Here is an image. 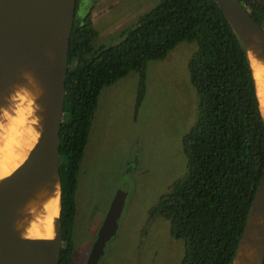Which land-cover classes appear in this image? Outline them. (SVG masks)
Returning <instances> with one entry per match:
<instances>
[{
    "label": "trees",
    "instance_id": "1",
    "mask_svg": "<svg viewBox=\"0 0 264 264\" xmlns=\"http://www.w3.org/2000/svg\"><path fill=\"white\" fill-rule=\"evenodd\" d=\"M264 26V0H240ZM87 15L74 21L61 127L63 247L71 264L77 176L102 89L136 70L138 96L147 64L182 41H197L191 76L200 97L198 120L184 136L188 173L163 195L155 212L185 245L181 264H232L264 168V119L253 68L238 32L215 0H161L114 45H96Z\"/></svg>",
    "mask_w": 264,
    "mask_h": 264
},
{
    "label": "rangeland",
    "instance_id": "2",
    "mask_svg": "<svg viewBox=\"0 0 264 264\" xmlns=\"http://www.w3.org/2000/svg\"><path fill=\"white\" fill-rule=\"evenodd\" d=\"M160 1L81 0L76 16L83 20L91 12L96 45H114ZM198 47L182 41L164 59L149 61L141 104L136 70L102 89L77 176L75 264H84L119 190L125 205L100 264H181L184 241L173 237L170 221L155 207L188 173L183 138L199 115L190 65Z\"/></svg>",
    "mask_w": 264,
    "mask_h": 264
},
{
    "label": "water",
    "instance_id": "3",
    "mask_svg": "<svg viewBox=\"0 0 264 264\" xmlns=\"http://www.w3.org/2000/svg\"><path fill=\"white\" fill-rule=\"evenodd\" d=\"M215 1L235 27L248 56L252 48L264 58V26L240 0ZM76 7L77 0H0V106L7 107L5 98L9 93L24 87V72L36 76L43 88L37 100L41 107L40 136L24 162L0 179V264H60L63 247L61 127ZM13 102L8 111L14 108ZM54 185L60 191L55 236H23L18 222L28 216L27 204L39 191ZM125 200L126 193L119 190L86 264H99L104 256L108 241L118 231ZM232 264H264V168Z\"/></svg>",
    "mask_w": 264,
    "mask_h": 264
},
{
    "label": "bare ground",
    "instance_id": "4",
    "mask_svg": "<svg viewBox=\"0 0 264 264\" xmlns=\"http://www.w3.org/2000/svg\"><path fill=\"white\" fill-rule=\"evenodd\" d=\"M249 56L254 70L258 96L264 115V58L250 48ZM24 87H20L9 111L14 119V131L0 132V179L11 174L28 157L41 133V107L38 98L43 92L39 79L31 72L23 74ZM37 123H33V121ZM26 214L18 222L22 235L32 238H52L56 234L60 215L58 185L45 188L36 194L25 208Z\"/></svg>",
    "mask_w": 264,
    "mask_h": 264
},
{
    "label": "clouds",
    "instance_id": "5",
    "mask_svg": "<svg viewBox=\"0 0 264 264\" xmlns=\"http://www.w3.org/2000/svg\"><path fill=\"white\" fill-rule=\"evenodd\" d=\"M18 93H9V95L5 98L7 101V107L0 106V132L8 133L14 131V117L7 110V108L11 107L12 101L16 98ZM33 123H37V121H33Z\"/></svg>",
    "mask_w": 264,
    "mask_h": 264
},
{
    "label": "flooded vegetation",
    "instance_id": "6",
    "mask_svg": "<svg viewBox=\"0 0 264 264\" xmlns=\"http://www.w3.org/2000/svg\"><path fill=\"white\" fill-rule=\"evenodd\" d=\"M80 1L81 0H77V7H76V13H77V9H78V7H79V4H80ZM90 17H91V19H92V13L90 12V14H88ZM87 16V15H86ZM85 16V17H86ZM84 17V18H85ZM75 19H77L78 20V18H77V16L75 17ZM92 22H93V19H92ZM74 221H75V219H74ZM104 222V221H103ZM103 224V223H102ZM73 225H74V223H73ZM102 226V225H101ZM99 232V231H98ZM98 232H97V234H98ZM97 234L95 235V237H94V240H93V244H94V242H95V239H96V237H97ZM74 238V237H73ZM93 244H92V246L91 247H93ZM63 247H69V244H68V242L66 241V240H64L63 239ZM62 247V248H63ZM74 248V247H73ZM92 249V248H91ZM91 249L89 250V253H88V255H87V257H86V259H85V262H84V264H86L87 263V260H88V257H89V254H90V252H91ZM101 260V259H100ZM71 264H75V262H74V256H72V262H71ZM99 264H100V261H99Z\"/></svg>",
    "mask_w": 264,
    "mask_h": 264
}]
</instances>
